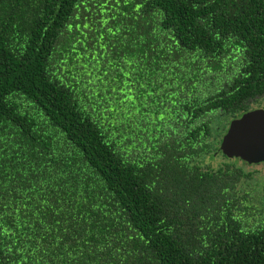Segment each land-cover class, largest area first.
<instances>
[{
    "label": "trees",
    "instance_id": "trees-1",
    "mask_svg": "<svg viewBox=\"0 0 264 264\" xmlns=\"http://www.w3.org/2000/svg\"><path fill=\"white\" fill-rule=\"evenodd\" d=\"M120 52L174 109L131 155L72 68ZM263 104L264 0H0V264H264V180L220 150ZM69 211L79 243L35 247Z\"/></svg>",
    "mask_w": 264,
    "mask_h": 264
},
{
    "label": "snow or ice",
    "instance_id": "snow-or-ice-1",
    "mask_svg": "<svg viewBox=\"0 0 264 264\" xmlns=\"http://www.w3.org/2000/svg\"><path fill=\"white\" fill-rule=\"evenodd\" d=\"M106 2V0H105ZM118 2V0H117ZM79 19V17L77 18ZM87 21V17H85ZM84 28H89V23H83ZM115 33H113L114 35ZM95 36L88 41V50L94 48L96 44ZM90 54V52H89ZM143 55L141 54L142 63L148 67H151L149 61L143 60ZM76 62L72 65L75 69L76 75H79L80 80L83 82L82 87L90 90L91 95H95L97 101L99 102L96 106H102L105 112L109 115L120 118L119 123L123 124L126 131L121 130V135L123 141H127L131 148L125 145L126 151L131 155L136 149L137 144H142L143 141L148 140L149 128L156 127L157 124L163 125L165 127H170V112L174 109L171 108V104L165 99L167 97V91L163 84L157 83L152 79L159 77L153 71L151 75L145 73L144 67L137 64L136 67H131V61H126L124 58V53H116L109 55L100 64L98 57L93 56L92 60H87L84 58V62H81V58H75ZM178 62L176 64L177 69L180 67L181 58L177 56L175 58ZM92 61H97L93 63ZM99 65V66H98ZM167 67V65H165ZM71 71V69H70ZM75 79V76L73 77ZM102 91L97 92V89ZM168 88H171L173 95L179 98L181 95L179 85L173 87L170 83ZM160 91L157 92L156 90ZM91 95L89 98L91 99ZM171 100V97L168 98ZM137 101L139 103H137ZM93 105H90L92 107ZM134 126V127H130ZM143 133V139H139L138 136ZM2 139V138H0ZM4 145L0 144V154L3 153ZM3 161L0 160V167H2ZM57 167H60L59 162H57ZM62 172V168H61ZM81 199L83 204H87V200L84 199V194L81 193ZM83 206V205H82ZM53 207V202H46V208L41 211L40 207L37 206L34 211L39 213V217H46L50 215L47 212V208ZM56 208H60L63 211L68 207L67 203L55 204ZM70 219L67 221H62L59 219V214L52 216L51 219L43 220L40 218L35 219V226L32 228L33 234L39 238V240H32L35 247L39 248L41 246L48 247L52 245L53 247H72L79 243V237L82 229L80 228L76 216L72 215V212H68ZM3 218L0 217V221ZM34 218L32 216L27 217L28 224L33 223ZM63 226L62 232H56L55 235L52 234V221ZM47 223V227H45ZM25 224V227L28 226ZM3 224H0V228ZM2 234V233H0ZM19 235V233H17ZM29 240H25L23 237L20 238V243H28ZM43 241V245L40 243ZM93 252L95 249L93 248Z\"/></svg>",
    "mask_w": 264,
    "mask_h": 264
},
{
    "label": "water",
    "instance_id": "water-1",
    "mask_svg": "<svg viewBox=\"0 0 264 264\" xmlns=\"http://www.w3.org/2000/svg\"><path fill=\"white\" fill-rule=\"evenodd\" d=\"M220 150L229 159H239L249 165L264 164V108L233 120Z\"/></svg>",
    "mask_w": 264,
    "mask_h": 264
},
{
    "label": "rangeland",
    "instance_id": "rangeland-1",
    "mask_svg": "<svg viewBox=\"0 0 264 264\" xmlns=\"http://www.w3.org/2000/svg\"><path fill=\"white\" fill-rule=\"evenodd\" d=\"M239 166H241L239 164ZM246 171H255L259 179L264 180V164L252 165L251 167H245Z\"/></svg>",
    "mask_w": 264,
    "mask_h": 264
},
{
    "label": "flooded vegetation",
    "instance_id": "flooded-vegetation-1",
    "mask_svg": "<svg viewBox=\"0 0 264 264\" xmlns=\"http://www.w3.org/2000/svg\"><path fill=\"white\" fill-rule=\"evenodd\" d=\"M262 108H264V104L261 107L256 108L255 110L262 109Z\"/></svg>",
    "mask_w": 264,
    "mask_h": 264
}]
</instances>
